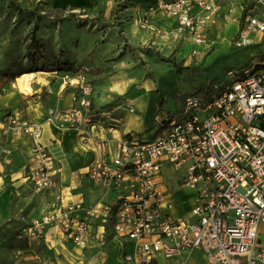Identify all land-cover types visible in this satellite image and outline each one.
Here are the masks:
<instances>
[{"label":"built area","instance_id":"built-area-1","mask_svg":"<svg viewBox=\"0 0 264 264\" xmlns=\"http://www.w3.org/2000/svg\"><path fill=\"white\" fill-rule=\"evenodd\" d=\"M252 3L240 19L233 42L237 46L256 43L253 34L264 36V0ZM148 10L174 18L177 27H153L142 16L135 20L140 28L173 41L213 44L207 32L220 13L219 0H155ZM88 71L82 65L74 75L62 77L64 85L75 88L74 104L51 107L48 120L63 129L83 128L97 139ZM226 76L228 82L219 91L189 95L181 115L165 118L154 138L123 135L115 150H105L86 165L90 178L116 192L113 202L66 206L57 192L51 211L23 226L20 236L29 241L41 237L45 227L56 226L81 249L94 239L101 249L93 264L102 263L110 236L132 241V247H121L122 264H162L161 258L165 264H195V254L203 264H264V55L228 68ZM6 121L17 134L33 140L26 175L32 187L56 191L55 159L42 142L41 127L19 114ZM186 188L194 193V205L174 215L170 198ZM94 228L100 230L93 233Z\"/></svg>","mask_w":264,"mask_h":264},{"label":"crops","instance_id":"crops-1","mask_svg":"<svg viewBox=\"0 0 264 264\" xmlns=\"http://www.w3.org/2000/svg\"><path fill=\"white\" fill-rule=\"evenodd\" d=\"M16 1L29 5L34 0ZM118 1L50 0L49 6L55 10L67 7L94 10L102 6L103 20L108 22L115 16ZM131 1L134 3L133 6L121 13L129 14L131 18V25L126 30L132 43L158 44L172 47L174 50L179 47L181 60L186 63L192 60L196 63L213 61L222 54L221 41L215 40L211 46L173 41L169 37L155 34L151 29L140 28L135 20L142 16L147 17L153 27L167 30H175L177 22L161 11L150 13L149 6L155 0ZM219 1L220 13L215 21L208 25L207 33L210 37L212 34L215 35L218 29L220 30L217 34L221 37L225 32L223 24L226 26L228 23L226 21L230 18L239 23L240 29L241 17L253 4L252 0ZM100 40L102 43H99ZM39 41L43 47L41 49L50 50L49 53L43 51L40 55V62L43 65L51 64L53 59L49 56L54 52L53 55L57 58L55 62L61 65L69 63L76 66L87 65L89 68L87 76L94 85L93 102L97 111L100 137L92 138L88 130L85 131L83 128L63 129L48 120L51 107L69 108L74 104L75 88L64 85L62 80L65 74L74 75L67 73L69 70L62 68L60 71L52 66L43 68L47 74L42 77L40 83L32 85L31 93L23 92L16 85L12 76L16 70L8 68L7 74H4L5 71L0 74V264H93L98 261L96 255L101 249L94 239L90 242L89 248L81 249L64 230L56 226L45 227L41 237L29 241L20 236L19 230L27 224L41 221L51 211L54 194L57 192H62L66 206L81 202L85 207H91L113 202L116 192L108 191L90 178L86 165L102 155L105 150L109 148L115 150L117 141L123 135L132 132L149 138L151 135H157L165 118L175 117L164 107L167 96L178 89L177 83L184 70L180 72L175 66L158 61L152 56L144 59L146 64L136 67L130 53L122 54L114 50L119 39L111 29L107 32L98 29L92 32L78 31L72 24H66L51 31L43 28L39 34ZM189 46L191 51L185 57ZM65 47L69 51L68 54L60 52L64 51ZM193 50H197L198 53L194 54ZM200 55L203 56L198 57ZM4 57L0 46V64H15L10 57ZM127 98L134 105V111L128 108ZM181 107L183 111V104ZM16 114L27 117L41 127L42 142L55 159L58 182L56 191L35 190L26 178L32 165L33 140L29 135L17 134L7 125V118ZM111 124L117 125V128L111 130L108 127ZM105 140L109 142L100 148L98 143ZM179 192H182L185 198H189V202L188 208L177 215L189 211L194 205L193 192H189L191 195H187L189 193L185 190L175 193ZM107 227L109 229L111 224ZM97 230L100 228H94L93 233ZM123 245L132 247V241L110 236L104 246L106 256L102 263H99L122 264Z\"/></svg>","mask_w":264,"mask_h":264},{"label":"rangeland","instance_id":"rangeland-1","mask_svg":"<svg viewBox=\"0 0 264 264\" xmlns=\"http://www.w3.org/2000/svg\"><path fill=\"white\" fill-rule=\"evenodd\" d=\"M50 0H34L29 5H24L16 0H0V39H1V50L5 57H10L15 61L16 72L13 73V78L16 80L22 72L29 71H40L41 73L29 81L30 85L40 83L43 79L42 77L47 73H44V69L48 67H53L62 71L61 64L57 61L54 52L50 54L52 57L51 64L43 65L40 62V55L45 50L40 45L39 34L44 28L49 31L53 29H59L61 25L72 24L78 31H89L92 32L95 29L101 31H111L119 39L118 45L115 46L114 50L122 54L130 53L132 59L136 63V67L141 66L145 63V58L147 56H152L158 61L166 62L171 66H177L181 71L184 70L183 75L178 81V89L172 94L167 96V101L165 102V110L175 118L182 113V104L184 106L186 98L193 94H207L209 91L217 92L219 91L227 82L228 78L226 76V71L230 67H240L246 65L254 56L262 57L264 55V36L260 34H253L251 37L256 42L250 44L249 46H237L235 45L234 38L239 29V23L235 22L230 18L226 21V26L223 24L222 28H225V32L222 33L221 37L217 34L208 35L211 41H221V53L218 58L213 61L199 62L196 63L195 60L192 62L182 61V56L179 55V47L175 50L172 47H164L150 44H134L130 41L127 35V27L131 25V18L129 14H123L121 11L123 9L116 8L115 16L112 20L106 22L103 20V15L101 12L102 6L94 10H84L76 9L72 7H67L66 9L55 10L49 6ZM238 24V26H237ZM38 29L37 32L34 30ZM106 34H104V37ZM51 42V36L48 37ZM99 43H102L100 40ZM51 45V44H50ZM191 46L186 49L185 57L187 53H190ZM49 53V51H44ZM64 54H68L67 47L64 48ZM110 55V54H109ZM178 55V56H177ZM108 56V55H107ZM200 55L198 57H202ZM4 57V58H5ZM194 58H197L193 56ZM50 59V58H49ZM181 61V62H180ZM190 61V60H189ZM7 64H0V74L3 71L6 73ZM75 68L79 65L73 64ZM176 67V68H177ZM68 68L64 69H69ZM60 71L58 73H60ZM76 70H69L67 73H74ZM92 71V70H91ZM66 72V71H65ZM61 72V73H65ZM60 76L62 74H59ZM15 76V77H14ZM58 78V77H57ZM89 83L93 86V83L89 79ZM95 91V90H94ZM175 94V95H174ZM154 135H151L153 138ZM185 192L191 193L192 190L186 188ZM187 195H191V194ZM182 192L175 193L170 198L172 206L170 208L174 215H177L180 211L186 210L188 208L189 198H185ZM184 201V202H182ZM195 264H203L204 260L197 254L194 255ZM162 264H165V259H159Z\"/></svg>","mask_w":264,"mask_h":264},{"label":"bare ground","instance_id":"bare-ground-1","mask_svg":"<svg viewBox=\"0 0 264 264\" xmlns=\"http://www.w3.org/2000/svg\"><path fill=\"white\" fill-rule=\"evenodd\" d=\"M40 71H29V72H22L18 76H16V85L26 93L32 92V86L30 85L29 81L40 74Z\"/></svg>","mask_w":264,"mask_h":264},{"label":"trees","instance_id":"trees-1","mask_svg":"<svg viewBox=\"0 0 264 264\" xmlns=\"http://www.w3.org/2000/svg\"><path fill=\"white\" fill-rule=\"evenodd\" d=\"M133 4H134V3H132L131 0H119L118 3H117L116 8H117V9H118V8H120V9L122 8L123 10H125V9H128V8L132 7ZM118 10H119V9H118ZM34 31L37 32L38 29H35ZM38 40H39V39H38ZM7 65H8V64H7ZM69 65H70V68L67 69V70H77L79 67L82 66V65H79V66L77 67V69H76V68H73V64H69V63H67V64H65V65L62 64L60 68H65V66L68 68ZM15 66H16L15 64H13V65H8V66H7V69L9 68V70H13V68H14ZM175 67H177V66H175ZM177 69H178L180 72H182L178 67H177ZM15 70H16V69H15ZM169 117H172V116H169ZM20 230H21V229H20ZM20 230H19V233H20Z\"/></svg>","mask_w":264,"mask_h":264}]
</instances>
